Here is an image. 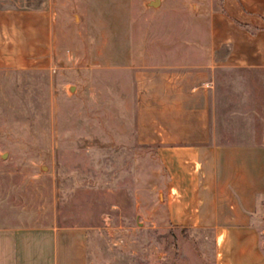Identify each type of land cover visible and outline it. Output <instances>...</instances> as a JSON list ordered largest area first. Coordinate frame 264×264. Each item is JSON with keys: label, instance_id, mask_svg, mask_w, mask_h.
<instances>
[{"label": "crops", "instance_id": "obj_1", "mask_svg": "<svg viewBox=\"0 0 264 264\" xmlns=\"http://www.w3.org/2000/svg\"><path fill=\"white\" fill-rule=\"evenodd\" d=\"M141 2L0 5V70L50 67L62 36L102 44L93 57L125 76L133 110L119 134L155 157L161 195L151 213L196 240L198 257L209 244L213 264H264V7ZM72 19L87 34L68 28ZM88 233L0 222V264H91Z\"/></svg>", "mask_w": 264, "mask_h": 264}, {"label": "rangeland", "instance_id": "obj_2", "mask_svg": "<svg viewBox=\"0 0 264 264\" xmlns=\"http://www.w3.org/2000/svg\"><path fill=\"white\" fill-rule=\"evenodd\" d=\"M184 3L157 7H264V0ZM121 5L143 7L141 0ZM74 27L72 19L68 28L86 33ZM84 40L62 36L60 59L48 68L0 70V222L85 226L91 264H213L209 244L198 257L196 240L151 213L161 195L155 157L119 134L132 125L121 120L133 111L120 92L125 76L117 66L104 70L102 44Z\"/></svg>", "mask_w": 264, "mask_h": 264}, {"label": "bare ground", "instance_id": "obj_3", "mask_svg": "<svg viewBox=\"0 0 264 264\" xmlns=\"http://www.w3.org/2000/svg\"><path fill=\"white\" fill-rule=\"evenodd\" d=\"M156 2H158V1H156Z\"/></svg>", "mask_w": 264, "mask_h": 264}]
</instances>
